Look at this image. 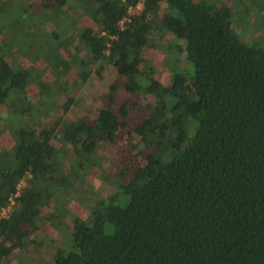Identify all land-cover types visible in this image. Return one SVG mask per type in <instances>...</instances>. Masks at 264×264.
<instances>
[{"label":"trees","instance_id":"obj_1","mask_svg":"<svg viewBox=\"0 0 264 264\" xmlns=\"http://www.w3.org/2000/svg\"><path fill=\"white\" fill-rule=\"evenodd\" d=\"M259 7V0H0V45L8 44L5 32L49 34L77 51L80 79L72 91L59 89L72 65L44 53L50 76L37 94L41 109L25 107L32 121L22 129L10 120L0 126V139L14 141L0 152V214L14 202L0 219V264H35L44 250L48 264H264V45L254 33L262 28L242 25ZM239 28L253 35L244 39ZM157 50L176 60L167 82L153 64ZM3 53L0 118L15 119L3 107L17 101V89L28 98L43 76ZM106 69L115 77L95 99L100 105L68 120L75 99L87 98L80 89ZM95 169L109 194L91 184ZM82 190L95 193L89 216L73 217L63 247L62 236L45 245L43 225L54 220L59 234L64 229L54 198L61 193L68 205Z\"/></svg>","mask_w":264,"mask_h":264},{"label":"rangeland","instance_id":"obj_2","mask_svg":"<svg viewBox=\"0 0 264 264\" xmlns=\"http://www.w3.org/2000/svg\"><path fill=\"white\" fill-rule=\"evenodd\" d=\"M220 1V2H219ZM260 1V7L262 9V11H260V9H256L254 16L255 19L253 20L252 23H247L244 24V21L242 23V25L249 27V25H253L254 28H262L260 30H255L254 33L257 35H255L256 39L259 41H262L263 45H264V0H259ZM223 2H226V0H217V4L218 5H222ZM229 2V1H228ZM247 3V2H246ZM138 10L142 9V5H139L137 7ZM133 12V11H132ZM5 16L0 18V22L4 21L6 19H4ZM246 15L243 14V19L245 20ZM2 24V23H1ZM9 25V24H8ZM51 22H48L45 26H42V28H48L50 29L51 27ZM251 29H253L251 27ZM240 29L238 30L239 33L244 34V39L246 38H250L251 35H253V31L248 29L243 30ZM254 30V29H253ZM28 34L26 35H22L20 30H16L15 32L11 33V32H5L4 35L5 37L8 38V44L7 45H0V53H3L5 55L6 60L12 64V66L17 67V69H30V68H34L35 70H31V75L32 77H35L37 73H41L42 74V78L43 80H35L28 88H27V92H28V98L25 97L24 91H17L15 90L14 94H13V98L14 100L17 99L16 102L7 104L5 107L3 108H10L11 111V116L15 115L16 118L15 119H6L2 120L0 118V126L3 125L5 123L6 120H10L11 124H16L17 126L20 127V129H22L24 127L25 124H27L28 122L32 121V118L30 117L29 114H27L25 116V114H23V111L25 109V107L29 104L33 105L34 109H36V111L38 109H41L40 105L44 104V99L42 98V96H37V94L41 93V90H43V86L47 83V78L50 76L49 74H46L47 71V60H45L44 58V53L49 54V58H51V60H54L55 57L58 58V60L60 59H65V61H67V63H71L72 67L70 69H68L66 71V73L64 74L65 80H62V84H60L59 89L61 90H67L70 89V91L74 90V86H72V84L77 83V80L79 79V73L77 70V67L75 66V62H74V58L72 56H74L75 54H77V51L71 52L70 50H67L68 48H66L65 45L61 44L60 40H54L49 34L47 36H41L38 34V32L33 31L31 28L28 29ZM261 32V33H260ZM35 33V34H34ZM37 34V35H36ZM1 41V38H0ZM53 53V54H52ZM17 55V56H15ZM153 55V64L155 66V69L158 73H160V80H163L164 82H167L170 80V75L172 78V71H171V65L175 62L173 58H170L168 55L162 53L160 50H157L156 52L152 53ZM71 56V57H70ZM61 61V60H60ZM65 65V63H64ZM177 65V64H176ZM187 69V68H185ZM94 70V69H93ZM95 71V70H94ZM176 71V70H175ZM187 72L190 73L189 69L186 70ZM114 73L111 70L106 69L103 72L102 77H98L96 76V72L93 74L91 81L88 82L87 85H85L84 87H82L80 89L81 93L86 95L87 94V98L85 99L84 102L79 103L77 99H75L74 102H77V107L72 108L68 115H67V119H75L78 117H82L83 115H86L87 112H91L92 107H96L97 105H100V103L98 104L95 99H99L100 100V94L107 90L111 80H114ZM39 78V77H38ZM52 94L53 96L58 100V102L60 103V100L58 98V94H59V90L55 89L52 90ZM119 95H122L121 93H119ZM81 96V95H80ZM123 96L125 97V95L123 94ZM122 97V96H121ZM23 98V99H22ZM43 99V102H42ZM21 100V101H20ZM51 100H48V104H45L43 106V110H47L48 106L50 105ZM15 103V104H14ZM42 103V104H41ZM2 108H0L1 110ZM7 111V110H6ZM9 111L5 112L4 114L8 113ZM59 114V113H58ZM3 115V113H2ZM10 116V117H11ZM9 117V118H10ZM47 116H42L41 120L42 122H45L48 118H46ZM18 118V119H17ZM8 133V132H7ZM14 141L13 138L9 135V134H4L1 139H0V152L2 151L3 148L6 149H10L13 145ZM54 144L56 146H58L59 148L61 147V144L59 145V143L57 141L54 142ZM62 148V147H61ZM66 153L65 155L69 156V153L67 152V150L65 149ZM103 154H106L108 156L107 159H109V152L106 150L103 152ZM107 166H112V163L108 162V164H106ZM110 172H113V168L110 169ZM102 172L99 169H95L93 176H92V182L91 184L93 185V187L95 188L96 191H101V195H107L109 194L111 191H109L108 187H111L110 185H105L104 181L101 178ZM21 187H25V184L22 183ZM60 192V191H59ZM58 192V193H59ZM61 193L59 194V196L54 198V201L52 202V205L55 207L56 206V213L60 212L62 213V216L59 217L61 223H63V228H61L60 226V234L57 232V230L54 227L55 221H49L50 223H46L45 225L42 226V229L39 235V238H41L42 242L45 245L48 244H54L56 242V240H58L60 238V236H62L63 241H60V245L63 247L66 242L69 240V236H70V228L73 226V217L75 216H81V217H88L90 214V209H92L94 207L95 201H96V197H95V193H89V192H84L83 190L80 193V196H76L75 195V199H71L70 203L68 205H65L66 203V196L62 198ZM48 210V209H47ZM46 210V212L48 213V211ZM52 211V209H49ZM50 211V212H51ZM9 215V209H7L6 211L2 212L0 214V219L7 217ZM57 222V220H56ZM27 229V228H25ZM38 236V235H37ZM45 249V248H44ZM44 254L42 255V258L37 260L36 258H34V260H36L35 264H48L51 260V256L49 255V253L51 252H46V250H44ZM12 264H18L17 260L15 259L14 262Z\"/></svg>","mask_w":264,"mask_h":264},{"label":"built area","instance_id":"obj_3","mask_svg":"<svg viewBox=\"0 0 264 264\" xmlns=\"http://www.w3.org/2000/svg\"><path fill=\"white\" fill-rule=\"evenodd\" d=\"M132 11H133V10H132ZM132 11H131V12H132ZM127 20H128V19H125L124 21H122V22H121V24H122V25H124V24H125V22H126ZM20 188H21V185L19 186V189H20ZM18 195H19V193H17V195H16V196H18ZM12 204L14 205V202H13Z\"/></svg>","mask_w":264,"mask_h":264},{"label":"crops","instance_id":"obj_4","mask_svg":"<svg viewBox=\"0 0 264 264\" xmlns=\"http://www.w3.org/2000/svg\"><path fill=\"white\" fill-rule=\"evenodd\" d=\"M12 203H13V201H12ZM11 203V206H9L7 209H9V212H10V210H11V208H12V206H13V204ZM7 209H5V210H3L2 212H4V211H6Z\"/></svg>","mask_w":264,"mask_h":264}]
</instances>
